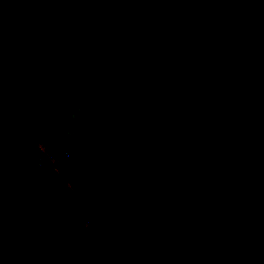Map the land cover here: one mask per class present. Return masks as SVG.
<instances>
[{
  "label": "trees",
  "instance_id": "obj_1",
  "mask_svg": "<svg viewBox=\"0 0 264 264\" xmlns=\"http://www.w3.org/2000/svg\"><path fill=\"white\" fill-rule=\"evenodd\" d=\"M23 203L59 218L0 264H264V0H0V208Z\"/></svg>",
  "mask_w": 264,
  "mask_h": 264
},
{
  "label": "flooded vegetation",
  "instance_id": "obj_2",
  "mask_svg": "<svg viewBox=\"0 0 264 264\" xmlns=\"http://www.w3.org/2000/svg\"><path fill=\"white\" fill-rule=\"evenodd\" d=\"M34 208H36V207L33 204L28 203L22 213L14 215V216H10L9 214H7L8 219L3 217L0 214V254L3 253L5 256L8 254V251H9L8 248H10V247H9V243L6 240L7 237L10 234H12L11 230L20 229L19 230V232H20L23 229V227L28 226V224L34 218V217H31V213H32ZM0 209L6 211L7 207H3ZM10 212H13V210H10ZM28 219H29V222L26 225V222ZM12 235H14V234H12ZM77 263L78 262L76 261V264Z\"/></svg>",
  "mask_w": 264,
  "mask_h": 264
},
{
  "label": "water",
  "instance_id": "obj_3",
  "mask_svg": "<svg viewBox=\"0 0 264 264\" xmlns=\"http://www.w3.org/2000/svg\"><path fill=\"white\" fill-rule=\"evenodd\" d=\"M27 204H17V205H12V206H6L7 210L4 211L2 209H0V214L8 219V215L10 216H14L17 214H20L24 211L25 207ZM10 210H13V212H10ZM50 216V217H56L59 218V215L57 214V212L55 211V209L51 206V204H47L44 205L40 208H34L32 213H31V217H36V216ZM30 219V218H29ZM29 219L26 222V225L29 222ZM9 229V228H8ZM20 229H16V230H11V233H17L19 232ZM69 246H70V255L74 256V258H76L77 260H79V243H78V239L76 237L72 238V240H70L69 242ZM5 255L3 253L0 254V258L4 257ZM82 262L84 263L85 261L82 260Z\"/></svg>",
  "mask_w": 264,
  "mask_h": 264
},
{
  "label": "clouds",
  "instance_id": "obj_4",
  "mask_svg": "<svg viewBox=\"0 0 264 264\" xmlns=\"http://www.w3.org/2000/svg\"><path fill=\"white\" fill-rule=\"evenodd\" d=\"M86 115H87V105L86 104L80 103V104H77L75 108H69L68 111L65 113V115L61 119V126H62V130L64 131L65 135L72 137V138H78V132L76 130V125L81 122V117L86 116ZM42 146H43V144H42ZM54 165H56V163H54ZM56 167H57V165H56ZM56 169L58 170V168H56ZM67 185L70 188L74 189V187L72 185H70V183L68 181H67ZM23 204H28V203H23ZM47 204H45V205H47ZM36 208H38V207H36Z\"/></svg>",
  "mask_w": 264,
  "mask_h": 264
},
{
  "label": "built area",
  "instance_id": "obj_5",
  "mask_svg": "<svg viewBox=\"0 0 264 264\" xmlns=\"http://www.w3.org/2000/svg\"><path fill=\"white\" fill-rule=\"evenodd\" d=\"M40 147H41L42 151L50 158L51 162H53V163L57 162V160L45 150V148H44V146H42V144H40Z\"/></svg>",
  "mask_w": 264,
  "mask_h": 264
},
{
  "label": "rangeland",
  "instance_id": "obj_6",
  "mask_svg": "<svg viewBox=\"0 0 264 264\" xmlns=\"http://www.w3.org/2000/svg\"><path fill=\"white\" fill-rule=\"evenodd\" d=\"M70 240H72V237H71V236H70ZM69 242H70V241H69ZM48 245H49V244H47V245H44V247H46V246H47V248H48ZM61 264H67V261H66V259H65V260H63ZM68 264H76V262H75L73 259H70Z\"/></svg>",
  "mask_w": 264,
  "mask_h": 264
}]
</instances>
